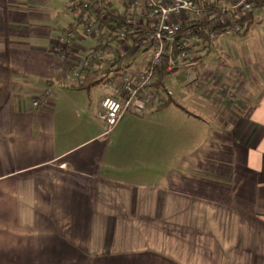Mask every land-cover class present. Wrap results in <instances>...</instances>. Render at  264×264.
Returning <instances> with one entry per match:
<instances>
[{"label":"crops","instance_id":"1","mask_svg":"<svg viewBox=\"0 0 264 264\" xmlns=\"http://www.w3.org/2000/svg\"><path fill=\"white\" fill-rule=\"evenodd\" d=\"M67 1L0 0V264H264V7L166 76L186 113L105 135L109 86L65 79L95 45L79 27L66 60L52 52Z\"/></svg>","mask_w":264,"mask_h":264},{"label":"built area","instance_id":"2","mask_svg":"<svg viewBox=\"0 0 264 264\" xmlns=\"http://www.w3.org/2000/svg\"><path fill=\"white\" fill-rule=\"evenodd\" d=\"M198 1L197 3L195 0H115L116 4L122 7L121 13L124 15L126 25L142 26L147 29L142 35L140 32L134 33L129 40L124 32L110 34L100 23L110 21L106 9L98 4L103 3V0L67 1L66 8L73 19L79 16L82 9L90 13V17L80 30L83 37L93 36L96 41L95 45L98 48L93 51L91 59L100 60L105 67L110 68L119 57L124 58V63L130 57V52L136 51L139 43H143L148 51L139 60V65L134 62L130 67L123 68V75L108 85L112 95L105 97L101 102L105 135L112 131L122 117L145 115L163 106L167 100L166 96L152 86L157 70L171 73L178 68L192 66L198 61L204 49L200 41L191 35L190 27H185V24L195 21L208 23L213 20L218 26L226 25L232 31L238 32L240 28L233 23V18L251 13L253 7L264 2V0ZM201 3L211 5L213 10L202 12ZM182 18L183 21L179 20ZM74 35V31L67 29L53 47L52 52L61 60L67 59ZM210 39H215L213 34L210 35ZM113 45L117 48L114 52L109 50ZM112 53H116V56ZM89 67L91 63L86 57L71 63L70 75L65 77L68 84L76 86L80 83L83 71ZM50 96L51 92L46 90L33 102V107H38Z\"/></svg>","mask_w":264,"mask_h":264},{"label":"trees","instance_id":"3","mask_svg":"<svg viewBox=\"0 0 264 264\" xmlns=\"http://www.w3.org/2000/svg\"><path fill=\"white\" fill-rule=\"evenodd\" d=\"M197 3L198 0H195ZM102 8L106 9L107 14L110 16V21L108 23L106 22H100L102 26L106 28V30L112 34H118L120 32H124L126 34L127 39H131L134 35V33L140 32V34H145L147 29H145L142 26H136V25H126L125 19L123 13H119L117 10H112L111 6H109L106 3H98ZM202 12H211L213 10V7L211 5H207L206 3H201ZM81 6V5H79ZM264 7V2L260 5H257L253 7L251 13L247 15H238V17L233 18V23L239 27L238 32L232 31L229 26H218L214 24V21L211 20L208 23H204L202 21H195V23H189L185 24V27H190L191 35L198 39L202 45V49H208L214 39H210V35L213 34L214 38H218L219 36L223 34H230L232 36H241L248 32L250 26L253 24V11L257 8ZM90 17V13L85 10H81L80 14L77 18L74 19L73 26L70 25L68 28H70L72 31L76 32L77 28L81 27L85 22L86 19ZM195 24V25H192ZM191 25V26H190ZM134 41H137V37L134 38ZM134 42V44H135ZM98 47L95 45L92 52L86 56L87 59H89L91 63V67L85 69L83 71L82 81L78 83L75 87L76 91H81L85 93H89L92 89H94L97 86H108L110 83L113 82L115 78L118 76L123 75V57H119L113 67H105L103 65L102 61L91 59V55L93 51H95ZM91 59V60H90ZM169 73H166L164 70H157L154 74V82L153 87L154 89L166 96V102L163 104V106L159 109L165 108L166 106L172 104L181 111L185 112L182 108H180L177 104H175L169 96H167V90L164 86V79L166 76H168ZM158 109V110H159Z\"/></svg>","mask_w":264,"mask_h":264},{"label":"rangeland","instance_id":"4","mask_svg":"<svg viewBox=\"0 0 264 264\" xmlns=\"http://www.w3.org/2000/svg\"><path fill=\"white\" fill-rule=\"evenodd\" d=\"M255 17H257V12L255 13ZM234 38H237V37H234ZM84 39H88V45H86L87 47H85V49L89 50V49L93 48V46L95 45L94 37L93 36H87V37H84ZM115 49H117V48H114V45H113L109 50L114 52ZM147 52L148 51L146 49V46L143 43H139L136 47L135 54L131 55V54H133V52H130V57H128L125 60V62L123 63L122 69L130 67L134 62H135V64L137 62V64L139 65V63H140L139 60L142 59L147 54ZM112 54L114 56H116V53H112Z\"/></svg>","mask_w":264,"mask_h":264}]
</instances>
